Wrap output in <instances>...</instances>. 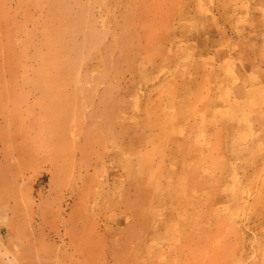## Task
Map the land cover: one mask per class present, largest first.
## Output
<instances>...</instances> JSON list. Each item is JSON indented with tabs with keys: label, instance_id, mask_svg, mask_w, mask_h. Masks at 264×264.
<instances>
[{
	"label": "rangeland",
	"instance_id": "1",
	"mask_svg": "<svg viewBox=\"0 0 264 264\" xmlns=\"http://www.w3.org/2000/svg\"><path fill=\"white\" fill-rule=\"evenodd\" d=\"M3 1L0 16L9 17L10 1ZM71 1L57 0L55 17L60 40H72L61 57L67 74L88 75L75 96L79 128L75 136L68 131L74 171L68 182L53 181L39 158L25 170L34 215L27 238L10 241L0 210V264H264V0H179L169 45L140 39L152 30L135 19L140 0ZM32 2L47 10L43 0ZM92 20L107 39L90 30ZM160 43L164 54L153 52ZM25 100L15 99L20 110ZM109 107L114 123L102 133ZM85 132L90 148L81 153ZM202 139L204 154L192 155L206 162L190 226L193 241L203 238L196 249L187 241L191 211L182 208L187 197L178 194L177 178L188 146ZM1 161L0 154V173ZM144 170L155 195L138 243L124 195ZM47 204L55 221L42 225L36 211ZM131 234L132 249L121 251Z\"/></svg>",
	"mask_w": 264,
	"mask_h": 264
},
{
	"label": "bare ground",
	"instance_id": "2",
	"mask_svg": "<svg viewBox=\"0 0 264 264\" xmlns=\"http://www.w3.org/2000/svg\"><path fill=\"white\" fill-rule=\"evenodd\" d=\"M0 1V11L5 13L7 3ZM8 1L11 6L9 12L12 15L0 16V46L3 51L0 56V143L2 145L0 210L3 214L2 219L6 222L2 228L5 237L13 241L16 237L27 238L28 226L34 215V204L23 190L25 170L32 169L30 166L39 158L52 169L53 181L71 180L75 148H73L74 137L70 141L68 131L72 129L75 136L79 128L78 117L73 114L75 112L77 115L75 96L80 90L79 82H84L88 75L84 71L83 76L76 73L75 76L70 77L65 66L62 65L61 57L65 51L67 53V50H72L73 45L72 40L59 38L61 23L55 17L59 6L57 0H43L47 4V10H44L41 4L40 7L34 8L32 2L34 0ZM82 1L72 0L71 3L80 7ZM178 2L179 0H140L142 9L139 17L135 19L156 32L162 29L166 33V36L164 32L156 36L155 31L146 30V33L140 34V39L146 38L148 44L153 43L154 39L156 41L160 39L168 42L169 45L170 33L167 30L170 17L176 15ZM22 9L24 12H21ZM52 15L54 16L50 17ZM88 26L91 31L97 33V36L107 39V30L97 31L93 20ZM22 45L30 49L29 54H23L20 49ZM166 48L160 43L153 52L164 54ZM91 91L95 93L97 88L91 87ZM21 94L26 96L25 105L23 104L25 108L22 110L19 108L20 103L18 105L15 103V99ZM112 109L114 107L104 111V115L109 117L107 121L109 123L102 122L104 124L101 128L102 133L108 132L109 124L114 123ZM74 120L75 124L69 127V122ZM81 135L84 142L76 150L82 153L85 152L86 147L90 148L91 135L89 132ZM33 140L39 141L41 148L35 147ZM201 141L199 144L198 141H194L188 146V156L185 159L188 163L187 168L177 178L180 185L178 194L187 197L182 203V208L185 209V213L191 211L189 218L186 219L189 229L187 241L196 249L200 248L203 238L199 233L195 235L193 241L190 226L195 217V210L199 211L201 206L199 199L201 188L198 182L206 162L202 163L192 155L193 152L198 153V157L204 154L207 140ZM148 173L149 171L144 170L136 177L134 185L124 195V208L133 216L132 229L136 228L139 231L135 235L138 243L142 241L143 230L148 222V211L153 206L152 198L155 195V191L149 186ZM68 185L65 187L67 188ZM49 207L51 208V205L47 204L43 209L36 211L42 225H50L55 221V217L51 218L53 212ZM202 218L200 216L199 219ZM74 220H76V212L71 213L66 221L71 230ZM133 237L132 234L124 237L121 251L127 252L132 249L129 243L134 241Z\"/></svg>",
	"mask_w": 264,
	"mask_h": 264
}]
</instances>
